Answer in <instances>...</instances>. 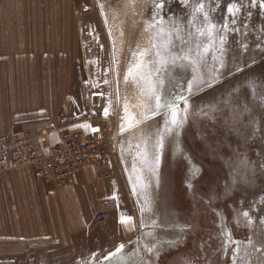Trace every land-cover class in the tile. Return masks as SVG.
<instances>
[{
  "label": "rangeland",
  "instance_id": "374dc122",
  "mask_svg": "<svg viewBox=\"0 0 264 264\" xmlns=\"http://www.w3.org/2000/svg\"><path fill=\"white\" fill-rule=\"evenodd\" d=\"M9 1L10 15L20 17L14 30L26 34L40 32L42 45L46 48L43 46L35 56L40 58L39 62L49 65L48 73L55 79L66 78V87L59 88L66 92L64 104L75 109L83 125L65 133L98 132L100 149L108 161L107 171L111 177L110 180H100L99 168L94 164L89 167L95 182L104 186L108 193L92 201L91 210L89 207L85 215L87 218L78 213L80 224H75L70 235L56 237V226L44 218L39 232L46 234L42 236V243L47 246L55 241V264H107L104 257L120 244L135 248L137 241L151 244L162 238L164 233L153 227L152 222L155 220L159 224L161 221L171 193L177 195L181 192L185 196L188 188L184 183L189 165L184 154L188 153L193 164L200 169L194 190L211 197L225 215L233 218L228 227L236 241L241 242L237 264H264V10L259 7L242 10L236 25L241 31L229 32L226 37L225 67L220 69L219 82L189 98L187 122L177 137L166 140L159 168V187L145 169V178L152 181L148 189L151 210L142 213L143 195H138L139 189L137 193L133 192L129 173L134 160L138 167H143L136 157V145L142 146L144 139L155 132L161 118L157 116L128 131H121V126L126 124L122 120L125 103L137 120L143 118V109L137 106L143 99L142 84L131 79L125 83L124 77L132 59L131 52H135L140 41V35L133 31V23L144 27L150 37V55L145 59L151 58L154 36L146 27V21L151 16L153 3L160 0ZM242 2L247 5L250 0ZM194 3L195 0H189L188 7H183L176 0H166L165 19L174 14L178 21L186 22ZM219 3V8L206 5L218 25L222 22L228 0H219ZM142 5H145L143 12L140 11ZM247 11L252 12L251 17L246 15ZM245 23L248 25L247 35L243 34ZM229 25L232 27L230 17ZM51 31L55 32V51L49 50L44 37ZM78 36L83 39L79 40ZM245 43L247 51L241 47ZM10 58L12 61L13 57ZM253 59L255 63H252ZM234 63L244 70L236 72ZM201 72L205 73L207 69ZM173 74L184 83L194 75L187 62L174 68ZM51 88L57 91L56 87ZM106 108H109L107 116L104 115ZM59 132L61 130L55 127V133ZM179 144H183L182 149L187 152H178ZM106 200L111 201L112 208L104 206ZM245 210L252 223L243 215ZM98 212L105 213V223L97 218ZM122 215L132 217L134 227L122 224ZM148 233L153 235H146ZM160 243L162 245V241ZM163 249L162 245L161 258ZM144 257L151 264L159 261V257L152 253H145Z\"/></svg>",
  "mask_w": 264,
  "mask_h": 264
},
{
  "label": "crops",
  "instance_id": "0c3cea01",
  "mask_svg": "<svg viewBox=\"0 0 264 264\" xmlns=\"http://www.w3.org/2000/svg\"><path fill=\"white\" fill-rule=\"evenodd\" d=\"M9 6V0H0V140L26 130L77 129L83 125L81 117L64 104L66 92L59 89L66 87V78L55 79L49 65L35 56L46 48L42 34L14 30L20 17L10 15ZM44 37L55 51V32ZM89 167L72 186L47 183L31 167L0 175V264H55V241L47 246L42 243L46 234L39 232L44 218L56 226L55 236L63 238L80 224L78 213L87 218L92 201L108 193Z\"/></svg>",
  "mask_w": 264,
  "mask_h": 264
},
{
  "label": "snow or ice",
  "instance_id": "6c2138e0",
  "mask_svg": "<svg viewBox=\"0 0 264 264\" xmlns=\"http://www.w3.org/2000/svg\"><path fill=\"white\" fill-rule=\"evenodd\" d=\"M183 7H188L189 0H176ZM206 5L215 8L220 7L219 0H195L190 10V18L184 21H178L174 14H169L165 19L166 0H160L159 3H153L152 13L146 27L152 30L154 43L153 51L150 53L148 49L140 52H131L132 59L129 61L125 83L131 79L134 83L142 84L141 95L143 97L141 103L137 105L143 109L142 120H137L134 114L129 112L127 103L123 106L125 116L122 118L126 122L121 126V131H128L137 125L151 118L159 116L160 126L153 134L144 139L143 144H137L138 149L136 157L140 160L143 167H138L135 160L131 165L129 180L132 183L134 193L143 195L142 213L150 211V197L148 189L154 181L155 185H160L159 168L164 154L165 143L169 137L173 139L177 137L187 122L189 113V98L195 92L201 91L203 88H211L220 80V69L225 67L224 57L226 49L224 45L227 43V34L229 32H240L241 28L237 25V19L242 10L249 7H259L264 10V0H250V3L244 5L242 0H228L226 11L223 12L222 22L218 25L214 22L210 10H206ZM246 15L251 17L252 12L247 11ZM229 17L231 25H229ZM245 29L244 35H247V23L243 24ZM241 47L247 51L248 45L242 44ZM259 47V45H257ZM188 63L192 67V79L186 83L181 82V78L173 74V69L184 66ZM252 63H255L253 59ZM250 66V65H246ZM236 72H241L244 68L238 64H233ZM202 69L207 72L202 73ZM108 83L107 80L104 81ZM195 86V91L193 90ZM174 89L176 91H174ZM109 101V108L111 107ZM183 103L184 107H181ZM109 108L104 110V115H109ZM177 150L183 153L180 145ZM184 158L189 162L190 177L194 178L200 169L191 163V156L184 154ZM145 169L152 178L149 181L145 178ZM241 170V175H243ZM187 185L191 188V179L187 181ZM243 215L248 218L249 223L252 219L247 210ZM226 220V218H225ZM120 222L128 225L129 228L134 227L133 218L130 216H121ZM153 227H159L155 220L152 222ZM172 227L177 231V238L168 242L171 247L178 244L184 239V232L189 225L174 224ZM221 228V251L226 254L228 248L235 245L233 249V264H237L240 257L241 242L233 239L231 231L227 228L226 223L222 222ZM146 235H153L148 233ZM249 243L251 241L249 240ZM159 240H153L151 244L141 243L137 241L135 248H126L124 244H120L114 252L109 253L104 260L107 264H151L150 260H146L145 253H152L158 258L161 250ZM180 264H193L191 257H184Z\"/></svg>",
  "mask_w": 264,
  "mask_h": 264
},
{
  "label": "built area",
  "instance_id": "2783aa9c",
  "mask_svg": "<svg viewBox=\"0 0 264 264\" xmlns=\"http://www.w3.org/2000/svg\"><path fill=\"white\" fill-rule=\"evenodd\" d=\"M99 135L98 132L85 135L53 130H26L14 134L9 141L0 140V175L31 167L47 183L63 186L75 183L83 168L94 164L99 168V179L110 180ZM103 204L106 208L113 207L110 200ZM98 213L97 218L105 223V213Z\"/></svg>",
  "mask_w": 264,
  "mask_h": 264
},
{
  "label": "flooded vegetation",
  "instance_id": "af4514ba",
  "mask_svg": "<svg viewBox=\"0 0 264 264\" xmlns=\"http://www.w3.org/2000/svg\"><path fill=\"white\" fill-rule=\"evenodd\" d=\"M179 145L183 146V144ZM183 151L187 152L185 149ZM191 163L193 164L192 157ZM187 164L189 165L188 161ZM199 178V174L194 178L190 177L188 168V175L185 176L184 183L188 188L184 192L185 196L183 197L180 192L177 195L171 193L167 197V205L158 224L160 226L156 227L164 233L163 237L159 239L164 246L163 257L161 258L159 255L157 264H180L184 257H191L193 264H230L232 261L235 245L228 248L226 254L221 251L222 237L219 225L224 222L230 230L228 223L233 222V218L225 215L213 203L211 197L207 198L203 193L194 190V182ZM189 179H191V188L187 185ZM231 208L233 209V207ZM174 224H187L189 227L184 232V239L169 247L168 242L177 238V231L172 227ZM231 235L236 240L232 232Z\"/></svg>",
  "mask_w": 264,
  "mask_h": 264
},
{
  "label": "bare ground",
  "instance_id": "6f19581e",
  "mask_svg": "<svg viewBox=\"0 0 264 264\" xmlns=\"http://www.w3.org/2000/svg\"><path fill=\"white\" fill-rule=\"evenodd\" d=\"M137 2V1H136ZM144 4V3H143ZM136 5H138V3L136 4ZM135 5V6H136ZM144 6L145 5H142V7H141V10L140 11H142L143 12V9H144ZM139 7V6H138ZM137 18V17H136ZM135 20V19H134ZM133 20V21H134ZM134 24V26H133V31L135 32V33H137L138 35H140V41L138 42V44L136 45V50H135V52H140L141 50H143V49H148V47H149V36H148V34H147V32H146V30H145V28L143 27H139V25L137 24V25H135V23H133ZM131 41V40H130ZM124 46V45H123ZM122 53V52H121ZM125 55V54H124ZM126 56V55H125ZM128 56V55H127ZM131 56V55H130ZM125 58V57H124ZM121 59V58H120ZM123 59V58H122ZM126 60H128V59H126ZM133 94V93H132ZM135 95V94H134ZM133 95V96H134ZM69 101H71L70 99H68ZM72 134V133H71ZM90 134H92V133H90ZM99 134V133H98ZM85 135H87V134H85ZM89 166H91V165H89ZM87 166H85L84 168H83V170L86 168ZM82 170V171H83ZM63 186H65V185H63ZM235 208L233 207V210H234ZM235 211V210H234ZM235 213V212H234ZM264 261V260H263Z\"/></svg>",
  "mask_w": 264,
  "mask_h": 264
}]
</instances>
